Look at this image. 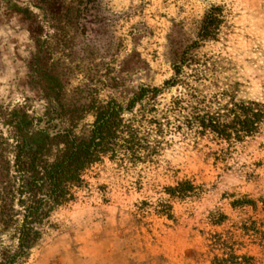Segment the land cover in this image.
Returning a JSON list of instances; mask_svg holds the SVG:
<instances>
[{
  "label": "rangeland",
  "instance_id": "rangeland-1",
  "mask_svg": "<svg viewBox=\"0 0 264 264\" xmlns=\"http://www.w3.org/2000/svg\"><path fill=\"white\" fill-rule=\"evenodd\" d=\"M64 1L72 6L79 0ZM214 6L221 15L218 31L201 40ZM92 12L84 30L69 24L56 31L36 0H0V188L16 184L11 137L19 119L30 122L22 130L25 138L41 130L52 135L91 102L126 106L141 86L163 88L184 55L221 61L216 80L208 73L197 83L208 97L235 82L238 98L264 93V0H94ZM33 18L43 25L45 66L35 80L28 70L36 50L29 33ZM196 67L182 70L192 74ZM181 90L164 88L157 102ZM93 120L91 113L78 120L80 138L89 137ZM220 149L226 154L218 159ZM83 178L75 199L36 225L41 238L18 264H212L214 256L230 253L238 257L233 264H264V235L243 228L254 220L264 232L261 204L255 213L231 206L243 195L264 198V125L230 146L210 136L188 141L174 132L158 155L136 163L105 156ZM181 179L191 180L198 195L170 199L171 218L157 214L156 205L168 199L163 188ZM17 204L15 198L5 211L15 219L8 227L0 213V250L15 247ZM214 212L226 216L222 224L210 222Z\"/></svg>",
  "mask_w": 264,
  "mask_h": 264
},
{
  "label": "trees",
  "instance_id": "trees-1",
  "mask_svg": "<svg viewBox=\"0 0 264 264\" xmlns=\"http://www.w3.org/2000/svg\"><path fill=\"white\" fill-rule=\"evenodd\" d=\"M47 17L48 26L56 31L65 29L69 24L85 29L93 16L94 0H79L77 5L66 6L64 0H36ZM35 18V16H34ZM29 26V33L34 40L36 50L28 61V70L32 79L39 77L44 64L41 62L39 48L43 25ZM221 22L220 9L214 6L205 16L199 37L204 40L214 37ZM45 51V50H44ZM198 66L192 74L183 72L182 67ZM221 61L213 57L204 58L184 55L180 62L172 66L174 76L165 80L163 88L141 86L126 106L110 100L105 103L91 102L84 105L69 120L66 128L57 129L52 135L40 131L36 138H25L22 130L30 122L22 119L13 125L14 165L13 179L16 184L0 188L1 223L4 226L15 221L13 216L5 214L11 210L16 198L20 219L14 227L16 243L13 249L0 250V264H18L25 257L27 250L40 240L42 231L36 227L41 224L53 208L72 202L75 192L84 182L85 172L94 164L100 163L103 157L121 162H141L158 155L160 147L167 136L177 132L182 139L196 142L210 136L212 141L226 142L228 146L242 143L260 133L264 125V93L261 98L243 99L236 96L238 83L227 84L209 97L197 84L202 77L219 73ZM191 70V69H190ZM182 86V90L171 96L165 103L157 102L162 89ZM264 86V84H263ZM124 111L130 113L124 116ZM60 116L61 112H53ZM85 113L94 117L88 138H80L76 129L78 120ZM79 115V116H78ZM77 116V117H76ZM22 118V117H21ZM40 121V118H37ZM52 121V120H51ZM48 121L47 123H50ZM56 129V124L53 125ZM43 132V133H42ZM228 150V149H226ZM226 151L220 149L217 158L221 159ZM168 199L159 202L155 208L157 214L172 217L171 200L183 201L198 195V187L191 180L181 179L172 186L163 188ZM257 202L261 204L260 212L264 221V198L252 199L243 195L231 202L233 208L250 207L257 211ZM226 216L214 212L210 222L222 224ZM261 221L260 228L264 227ZM247 230L264 232L251 220L244 225ZM238 257L227 254L226 257L214 256L212 264H233ZM252 260L251 257H241Z\"/></svg>",
  "mask_w": 264,
  "mask_h": 264
}]
</instances>
